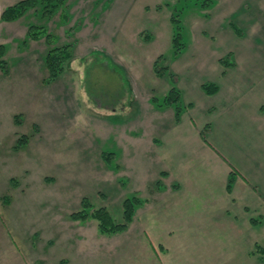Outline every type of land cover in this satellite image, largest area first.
<instances>
[{"label":"rangeland","instance_id":"rangeland-1","mask_svg":"<svg viewBox=\"0 0 264 264\" xmlns=\"http://www.w3.org/2000/svg\"><path fill=\"white\" fill-rule=\"evenodd\" d=\"M18 1L0 0V264H250L252 258L238 252L215 256L209 241L177 229V203L184 194L197 205L213 197L209 188L185 192L201 181L187 180V168L191 177L212 175L206 185L218 194L222 168L204 158L198 130L206 136L202 126L222 120L226 94H207L201 84L230 90L243 73L253 89L260 87L264 0H65L45 16L37 4L3 19V10ZM173 12L185 43L177 55ZM66 44L71 58L50 79L44 55ZM159 55L167 66L163 77L153 70ZM236 55L243 61L232 69L227 63ZM23 76L33 94L27 82L19 83ZM172 85L184 105L179 121L174 104L156 110ZM21 135L28 141L17 147ZM223 135L219 145L208 135V144L236 167L226 151L239 152L240 145L233 148ZM83 197L118 222L125 198L139 204L124 230L104 234L90 216L70 217ZM257 229L264 235V224Z\"/></svg>","mask_w":264,"mask_h":264},{"label":"crops","instance_id":"crops-1","mask_svg":"<svg viewBox=\"0 0 264 264\" xmlns=\"http://www.w3.org/2000/svg\"><path fill=\"white\" fill-rule=\"evenodd\" d=\"M230 23L233 22H229V25ZM231 29L234 31L232 27ZM240 32L241 34L236 32L235 34L242 36L243 32L241 30ZM238 61H243V55H236L235 60L233 59V64L229 67L232 66V69L238 68ZM245 75L247 74H237L238 77L233 79L236 81V87L233 86L230 90H223L221 85L215 82L218 88L213 95L223 93L219 96L223 97L226 94L223 100L226 105V111L225 113L221 111L222 120H219L217 125L214 124L215 126H213L210 122L205 123L202 127L207 125L206 136L204 135L203 138L201 128L198 130V137L203 140L201 153L206 161L214 159L220 162L219 166L222 171L219 175V181L222 182L216 195V193L214 194L215 188L211 185H206L209 184L206 178L212 175L202 174V172L198 171V175L191 177L189 168L184 173L182 172L188 177L187 180L190 179L191 181L198 176L201 179L199 184L189 186L185 192L190 189L192 192L201 193L204 188H209L212 190L213 197L208 198L205 204L197 205L186 194L180 195L182 198H179L177 203L179 214V226L177 229L184 231V233L193 231L191 237L194 241H209L210 247L215 248L213 251L215 256L221 255L226 251H228L227 254L229 255L233 252H238L252 258L253 260L249 259L250 264H264V259H260V254L256 251L261 248L258 244L261 234L259 229H257V225L264 224V81L258 78L260 87L253 89L251 84H254V82L247 83L245 78H242ZM19 80V83L28 81L24 76L23 80ZM27 85L30 86L29 91L33 94L32 83L27 82ZM190 103H186L188 105L187 108L192 107ZM152 106L156 109L154 105ZM163 106L158 104L156 110L163 109ZM173 117L175 121L181 119L179 116L176 119L175 113H173ZM155 128L157 129V127ZM222 129L224 130V135L221 134ZM193 135L196 138V132H193ZM208 135H210V141L218 145L221 142L218 138L220 135L230 138L233 141V148H238L240 145L239 152L234 149L226 151L230 159L232 157V160H235L236 167L231 166L230 163L224 164L221 161L224 158L219 150L208 144ZM183 136L184 134H181V137ZM204 141L207 142V145L204 144ZM230 172L233 184L228 189L226 183ZM203 181L205 186H201ZM178 182L180 183L179 186L174 184L175 188H173L176 191L180 190L182 185L180 180ZM168 225L169 223L165 222V226ZM173 229L176 228L173 227ZM260 237L264 238V235ZM252 251L255 252L252 253ZM245 262L248 264V261Z\"/></svg>","mask_w":264,"mask_h":264},{"label":"trees","instance_id":"trees-1","mask_svg":"<svg viewBox=\"0 0 264 264\" xmlns=\"http://www.w3.org/2000/svg\"><path fill=\"white\" fill-rule=\"evenodd\" d=\"M65 0H19L14 5L6 7L1 17L5 20L13 19L16 15H20L24 12L25 9L29 8L31 5L36 6L37 4H40L41 7H44L47 12H44L42 16H45V14L52 12L55 8H58L59 6L63 5ZM170 22L172 24L173 32H172V44L174 47V53L177 55L179 54L182 49L185 46V43L182 39V25L181 20L179 18V14L177 12H173L170 16ZM231 27L234 29V31L238 34H241L239 28L234 24L230 23ZM34 38L38 37V34L32 33V37ZM47 38V34L45 35ZM48 39V38H47ZM4 46L0 44V56L2 53H4ZM230 53H227L226 56L221 57L220 62L225 64L227 62V59L229 57ZM162 55H159L153 62V70L154 73L157 76L163 77L164 70H166L167 66H161L159 64L161 60ZM71 58V49L70 44H66L65 46H55L51 47V49L44 55V66L48 70L49 78L55 79L58 74L63 70V63L66 60H69ZM4 60L0 58V68L3 69ZM228 65H232L233 61H229L227 63ZM172 78H174V74H170ZM202 89L207 94H213L217 91V84L214 82H206L201 84ZM154 97H152V100ZM155 102V100H153ZM174 104L175 107H173ZM159 105H169L174 108V113L176 119H178L179 114L181 113L182 108L184 105L182 104L181 99V93L179 89L172 85L166 95L161 100V103ZM15 120H17L18 115L14 116ZM207 128V125L205 126V129ZM204 137V136H203ZM28 138L26 135H21L17 138L16 145L17 147L21 146V144L27 143ZM103 157L107 161H111V155H108L105 153ZM233 178L230 175L228 177L227 182V188L229 189L232 185ZM139 204V201L137 202V199L134 197H127L123 200V221H115L110 212L102 206L93 208L90 206L89 201L85 199V197L81 200V208L77 211H74L70 214V217L74 219H80L81 221L83 219H86L87 216H90L91 218L95 219L97 221V228L100 233L104 234H114L116 232H120L126 228V226L131 222L133 210L135 206ZM257 252H262V255H260V259H264V248H259L256 250ZM255 252V251H254ZM252 251V253H254Z\"/></svg>","mask_w":264,"mask_h":264}]
</instances>
